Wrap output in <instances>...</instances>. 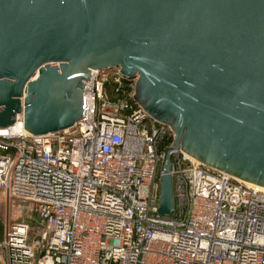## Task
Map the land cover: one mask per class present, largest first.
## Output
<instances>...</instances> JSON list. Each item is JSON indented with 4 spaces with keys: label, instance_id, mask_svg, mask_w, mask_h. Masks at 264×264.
<instances>
[{
    "label": "water",
    "instance_id": "95a60500",
    "mask_svg": "<svg viewBox=\"0 0 264 264\" xmlns=\"http://www.w3.org/2000/svg\"><path fill=\"white\" fill-rule=\"evenodd\" d=\"M115 68L176 134L160 213L179 149L264 187V0H0V128L74 125L91 69Z\"/></svg>",
    "mask_w": 264,
    "mask_h": 264
},
{
    "label": "built area",
    "instance_id": "2783aa9c",
    "mask_svg": "<svg viewBox=\"0 0 264 264\" xmlns=\"http://www.w3.org/2000/svg\"><path fill=\"white\" fill-rule=\"evenodd\" d=\"M83 117L45 134L0 132V194L44 220L8 223L0 264H264V189L172 155L175 211L159 212L173 128L134 97L137 78L91 69ZM12 126V125H11Z\"/></svg>",
    "mask_w": 264,
    "mask_h": 264
},
{
    "label": "rangeland",
    "instance_id": "374dc122",
    "mask_svg": "<svg viewBox=\"0 0 264 264\" xmlns=\"http://www.w3.org/2000/svg\"><path fill=\"white\" fill-rule=\"evenodd\" d=\"M14 221H27L31 225V242L41 241V231L45 228L44 220L32 213L29 204L17 199H7L0 194V239L4 237L6 226Z\"/></svg>",
    "mask_w": 264,
    "mask_h": 264
},
{
    "label": "bare ground",
    "instance_id": "6f19581e",
    "mask_svg": "<svg viewBox=\"0 0 264 264\" xmlns=\"http://www.w3.org/2000/svg\"><path fill=\"white\" fill-rule=\"evenodd\" d=\"M21 130L20 124H13L10 127H1L0 132L5 133V132H11V133H18ZM264 189V187H263Z\"/></svg>",
    "mask_w": 264,
    "mask_h": 264
}]
</instances>
